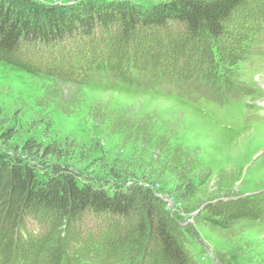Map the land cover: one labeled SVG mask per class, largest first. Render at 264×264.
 I'll return each mask as SVG.
<instances>
[{"label":"rangeland","instance_id":"1","mask_svg":"<svg viewBox=\"0 0 264 264\" xmlns=\"http://www.w3.org/2000/svg\"><path fill=\"white\" fill-rule=\"evenodd\" d=\"M21 1L40 6L44 18L46 9L70 12L91 0ZM227 23L217 37L191 36L177 21L124 33L118 19L87 35L74 23L59 40L0 51V134L13 129L0 152L31 138L75 140L81 147L69 163L77 179L110 188L104 168L131 165L193 264H264V0H243ZM154 65L189 76L158 84L150 70L141 85L119 76ZM168 150L191 171L187 203L172 193L177 166L164 159ZM142 197L129 217L64 218L27 207L15 228L0 206V264H165L156 233L137 230Z\"/></svg>","mask_w":264,"mask_h":264},{"label":"trees","instance_id":"2","mask_svg":"<svg viewBox=\"0 0 264 264\" xmlns=\"http://www.w3.org/2000/svg\"><path fill=\"white\" fill-rule=\"evenodd\" d=\"M101 2L81 1L72 5L70 12L58 13L54 11L56 8L46 9L49 15L43 18L40 6L36 4L28 6L21 0H0V51L12 52L20 42L59 40L73 32L74 23L80 27L82 34L87 35L95 23L106 26L118 19L123 23L124 33L138 23L150 27L177 21L186 26L191 36L205 32L217 37L225 30L243 0H160L147 5L124 0H106L107 5ZM174 66L166 70L168 68L163 65H154L153 69L145 68L130 75H126L124 69L118 71L121 79L131 85L143 84L150 70L153 82L181 84L188 78L189 72L178 73L180 71L173 70ZM12 131L8 128L0 134L4 144L12 138ZM80 147L75 140L42 143L31 138L9 154L0 152V206L8 212L11 226L17 227L21 212L27 207L52 209L64 218L85 211L129 217L139 203V196L143 195L145 214L144 220L137 225L139 234L145 236L150 228L156 233L165 264H193L170 229L168 219L156 216L154 205L149 203L147 196L152 193L150 190L145 193L147 195L142 192L144 187L138 183L142 177L132 171L131 165L121 163L104 168L110 188L98 183L99 178L96 183L77 179L69 162ZM164 154L171 168L177 166L175 178H171L174 182L172 193L178 203H187L186 194L189 195L194 188L190 182L191 171L179 166L178 156L172 154L169 157V150ZM144 179L149 183L156 182L147 175ZM134 241L132 239L130 243Z\"/></svg>","mask_w":264,"mask_h":264}]
</instances>
